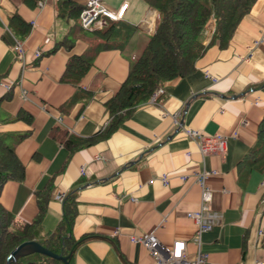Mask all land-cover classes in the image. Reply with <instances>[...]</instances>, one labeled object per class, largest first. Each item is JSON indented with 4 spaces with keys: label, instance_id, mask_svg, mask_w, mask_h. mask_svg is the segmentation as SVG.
<instances>
[{
    "label": "crops",
    "instance_id": "0c3cea01",
    "mask_svg": "<svg viewBox=\"0 0 264 264\" xmlns=\"http://www.w3.org/2000/svg\"><path fill=\"white\" fill-rule=\"evenodd\" d=\"M56 1L0 0V136L25 166L23 179L4 184L0 204L16 218L31 221L38 211L37 191L51 184L42 222L49 232L62 214L58 196L74 191L73 235L84 237L73 253L74 264H151L147 246L131 235L154 231L163 251L183 240L194 253L197 225L187 214L201 205L194 173L215 170L207 183L217 219L201 236L206 264L264 260V171L241 168L264 114V0H256L226 46L209 45L191 74L164 81L163 97L152 96L109 137L72 152L53 131L88 137L105 125L104 103L153 33L157 10L143 0H102L113 9L128 2L123 20L137 30L124 49L101 48L75 85L61 76L68 58L86 50V34L73 31V22L57 13ZM75 1L84 5L87 0ZM15 13L30 24L26 36L10 27ZM208 30H203L205 44L212 24ZM67 36L73 39L70 49L58 43ZM83 92L92 93L86 102H71ZM187 128L224 133L226 151L204 155Z\"/></svg>",
    "mask_w": 264,
    "mask_h": 264
},
{
    "label": "trees",
    "instance_id": "16d2710c",
    "mask_svg": "<svg viewBox=\"0 0 264 264\" xmlns=\"http://www.w3.org/2000/svg\"><path fill=\"white\" fill-rule=\"evenodd\" d=\"M33 5L36 0H25ZM157 10L156 24L153 33L145 41L136 60L117 92L105 101L108 120L94 135L85 137L58 129L53 136L70 152L87 146L95 140L109 137L123 122L124 118L135 108L149 100L157 87L164 81L191 74L196 61L205 53L207 47L214 43L224 47L228 44L233 32L242 17L247 14L256 0H143ZM85 5L75 0H57V13L72 21L73 31L86 34L87 48L80 55H71L66 63L61 80L79 84L91 68L95 56L101 48L124 49L125 44L135 34L137 26L123 19H107L101 27L85 29L76 25ZM214 21V30L208 43H204L203 30ZM79 21V20H78ZM11 29L19 36H26L30 24L18 13L9 19ZM85 29V30H84ZM87 32V33H86ZM68 49L73 45L72 37L61 40ZM80 94V93H79ZM91 92L74 94L71 102L81 98L86 102ZM164 93L157 94L161 98ZM24 116V115H22ZM26 117V116H24ZM29 119V118H28ZM241 168L247 172L264 171V114L261 118L255 142L250 146L246 157L241 160ZM25 176V166L0 136V192L8 180H21ZM38 211L31 221L16 218L0 204V264L7 263V257L18 244L26 240H36L47 249L72 254L70 264H74L73 253L83 238L73 235L77 216V197L72 191L64 196L62 214L56 227L44 232L42 222L48 202L52 196V185L46 190L37 191ZM9 264H65L62 260L40 252H31L10 260Z\"/></svg>",
    "mask_w": 264,
    "mask_h": 264
},
{
    "label": "built area",
    "instance_id": "2783aa9c",
    "mask_svg": "<svg viewBox=\"0 0 264 264\" xmlns=\"http://www.w3.org/2000/svg\"><path fill=\"white\" fill-rule=\"evenodd\" d=\"M84 8L80 14V23L85 29H91L94 27H101L106 23L107 19L119 20L125 15V11L128 7V2L122 3L118 9H113L102 2V0H87L84 4ZM17 50V56L22 58L23 48L20 42L15 45ZM40 51H36L35 55L38 56ZM163 91L161 85L157 87L153 96ZM186 134L195 139L200 146L201 152L204 155L210 153L223 154L227 149V135L218 132L214 134H207L202 130L196 128H187ZM85 168H81V172L84 173ZM215 172V170L204 169L203 171H197L194 173L197 182L201 186V205L196 210H191L187 214L191 217L197 227L193 235L192 241L195 243L196 249L194 253H189L186 247V241L176 240L173 242L170 248H165L164 251L161 247V243L154 231L141 233L138 235H131V239L134 242H140L147 246V249L152 256L151 264H206L208 253L201 248V236L204 231L211 229L217 219V213L211 212L210 203L213 199V190L207 183L209 174ZM185 179V175L180 176ZM163 183H168V177L162 176ZM264 185V180L262 181ZM61 200L64 198V194L58 196ZM264 200V195H263ZM162 248V249H161ZM254 264H264V260L256 261Z\"/></svg>",
    "mask_w": 264,
    "mask_h": 264
},
{
    "label": "water",
    "instance_id": "95a60500",
    "mask_svg": "<svg viewBox=\"0 0 264 264\" xmlns=\"http://www.w3.org/2000/svg\"><path fill=\"white\" fill-rule=\"evenodd\" d=\"M212 28L214 29V23H213ZM31 252L44 253V254L49 255L51 257H55L57 259L62 260L65 264H70L69 259L72 256L71 253L68 255H62L61 253H55V252L47 249L43 245H41L36 240H26V241H23L20 244H18L14 249H12L11 253L7 257V263L6 264H9L11 259L15 260V259L19 258L20 256H23V255L31 253Z\"/></svg>",
    "mask_w": 264,
    "mask_h": 264
},
{
    "label": "rangeland",
    "instance_id": "374dc122",
    "mask_svg": "<svg viewBox=\"0 0 264 264\" xmlns=\"http://www.w3.org/2000/svg\"><path fill=\"white\" fill-rule=\"evenodd\" d=\"M80 21V18L78 19ZM78 20L76 21V24L78 25ZM212 21V22H211ZM209 23L212 24L213 23V20H211ZM135 23V22H134ZM137 23V22H136ZM210 24H208L206 26V31L208 30V28L210 27ZM209 26V27H208ZM209 31V30H208Z\"/></svg>",
    "mask_w": 264,
    "mask_h": 264
}]
</instances>
